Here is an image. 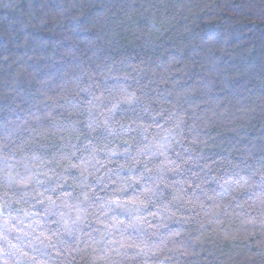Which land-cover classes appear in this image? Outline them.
I'll return each instance as SVG.
<instances>
[{"label":"clouds","instance_id":"1","mask_svg":"<svg viewBox=\"0 0 264 264\" xmlns=\"http://www.w3.org/2000/svg\"><path fill=\"white\" fill-rule=\"evenodd\" d=\"M233 3L59 0L23 26L58 39L0 46V264H264V54Z\"/></svg>","mask_w":264,"mask_h":264},{"label":"trees","instance_id":"2","mask_svg":"<svg viewBox=\"0 0 264 264\" xmlns=\"http://www.w3.org/2000/svg\"><path fill=\"white\" fill-rule=\"evenodd\" d=\"M133 0H100L104 5L131 4ZM258 0H234L232 9L236 14L242 15L246 19V27L252 31L246 35L250 38L248 43H255L256 50L253 56L264 54V16H258L255 12L246 11V8ZM59 0H22L16 8L0 7V46H3L10 39L13 32H17V40L22 39L25 34L31 33L35 37L43 40H56L59 37L53 33H42L35 28L23 26L29 22L33 12L47 8H56ZM147 23V18H135V24L142 26ZM23 51V49H17Z\"/></svg>","mask_w":264,"mask_h":264}]
</instances>
